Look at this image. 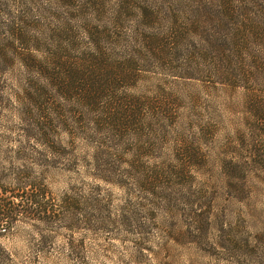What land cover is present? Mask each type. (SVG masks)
<instances>
[{
	"label": "rangeland",
	"instance_id": "rangeland-1",
	"mask_svg": "<svg viewBox=\"0 0 264 264\" xmlns=\"http://www.w3.org/2000/svg\"><path fill=\"white\" fill-rule=\"evenodd\" d=\"M70 1L0 0V183L7 189L20 174L15 168L25 164L15 150L41 151L20 133L28 116L40 113L27 105L32 115L24 120L28 74L17 53L60 47L63 30L78 31L85 41L77 17H108L124 0ZM127 4L115 52L133 55L143 69L126 90L138 100L135 113L126 128L96 126L104 114L86 109L76 95L67 103L52 100L64 120L55 163L22 174L39 182L49 209L65 217L21 219L7 246L21 264H264V68H258L264 53L258 38L250 39L245 68L254 73L245 87L221 82L238 77L241 49L227 60L214 58L211 83L168 72L200 43V34L216 35L217 23L195 28V11L224 8L232 20L218 33L257 32L264 28V0ZM166 38L181 45L172 57Z\"/></svg>",
	"mask_w": 264,
	"mask_h": 264
},
{
	"label": "trees",
	"instance_id": "trees-1",
	"mask_svg": "<svg viewBox=\"0 0 264 264\" xmlns=\"http://www.w3.org/2000/svg\"><path fill=\"white\" fill-rule=\"evenodd\" d=\"M75 1L71 0L68 5L74 4ZM128 2L129 0H124L115 5L108 17L102 13L78 16V20L82 22L79 27L82 28L85 41L78 31L75 33L73 29L68 32L63 30L62 46L39 51V55L30 50L17 53L21 67L25 68L28 74L21 96L25 106L24 120L27 113L32 115L30 111L28 112L27 105H33L40 113L35 118L28 116L30 121L21 127L20 133L21 137L27 138L28 141L33 139L37 146L41 147V151L34 156L25 152L23 147H18L14 157L25 164L15 168L14 173L20 174H17L10 183L13 189H7L0 183V264H21L5 242L8 233L19 220L24 218L49 220L54 216L65 217L64 213L58 214L49 209V198L46 197L45 188L39 182L29 180L22 174L29 173L34 166L43 170L55 163L58 144L55 138L59 131H62L64 120L53 101L61 99L67 103L73 95H76L77 102L86 109L100 110L104 114L105 117L95 120L96 126L101 123H114L118 127L126 128L135 113L138 100L134 95L126 93V90L144 76L143 69L136 63L133 55L119 58L115 52V46L122 33L120 29L126 20ZM209 8L212 11L211 6ZM203 11L202 13L195 11L193 21L195 28L217 23L214 30L216 35L204 37L200 34V43L197 46L193 45L192 51L185 54L183 61L177 66L169 67L168 72L182 78L211 83L215 80L214 58L227 60L228 53L235 54L241 49L242 54L237 58L241 68L238 77L233 81L220 80L233 86L245 87L250 80V74L254 73L245 68L246 58L251 55L250 39L253 35V40L258 38L257 48L264 53V28L257 32L237 30L218 33V27L231 19L225 9L216 13L205 11L204 7ZM131 36L135 40L136 31ZM245 42L247 46L243 48ZM180 47V44L169 41V38L164 42V49L168 51L169 57L175 55ZM260 62L258 68H264V63L261 60ZM74 72L80 77L76 78V81ZM75 85L81 86V90L73 93L70 89ZM246 89L249 90L247 87ZM53 95L57 98H53ZM66 130L69 132V129ZM259 132L264 137V127L260 128ZM4 156L6 160L11 158L9 154L7 156V152ZM95 167L96 172H100L98 166ZM67 203L65 198L61 200L63 207H68Z\"/></svg>",
	"mask_w": 264,
	"mask_h": 264
}]
</instances>
